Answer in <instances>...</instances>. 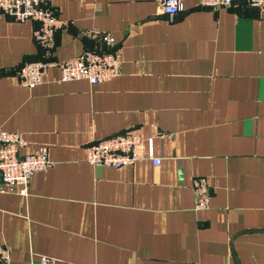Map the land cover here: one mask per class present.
<instances>
[{
  "label": "crops",
  "instance_id": "obj_1",
  "mask_svg": "<svg viewBox=\"0 0 264 264\" xmlns=\"http://www.w3.org/2000/svg\"><path fill=\"white\" fill-rule=\"evenodd\" d=\"M51 6L63 25L50 59H72L94 46L82 32L102 31L121 72L91 85L51 67L21 86L18 69L44 60L38 23L0 11V128L23 135L20 155L46 147L53 163L27 197L0 193L9 264H264V12L243 0H183L173 20L156 0ZM132 131L152 139L159 166L86 163V147ZM198 178L211 197L200 211Z\"/></svg>",
  "mask_w": 264,
  "mask_h": 264
},
{
  "label": "built area",
  "instance_id": "obj_2",
  "mask_svg": "<svg viewBox=\"0 0 264 264\" xmlns=\"http://www.w3.org/2000/svg\"><path fill=\"white\" fill-rule=\"evenodd\" d=\"M94 1V0H87ZM158 13L173 20L182 11L183 0H156ZM206 9L225 8L237 0H198ZM247 5L264 12V0H243ZM0 11L18 23L37 22L33 39L41 48L44 60L24 63L18 70L21 86L33 89L42 83L43 74L51 67L60 70V82L87 81L91 85L108 82L120 75L121 61L115 56L114 38L106 32L86 30L84 39L94 43V49H85L65 62L50 59L54 48V36L63 23L57 18L51 0H0ZM105 48L106 51H99ZM100 49V50H101ZM146 145V149L145 148ZM26 146L21 133L8 132L0 128V193L10 192L18 187V194L28 196L29 183L35 173L52 166L48 149L41 147L34 154L20 155ZM147 160L153 166L160 165L155 157L152 139L144 141L137 132L113 135L85 148V161L92 167L121 168ZM193 209L206 210L210 204V187L205 178H198L192 184ZM10 250L0 246V264H9ZM41 264H52L42 257Z\"/></svg>",
  "mask_w": 264,
  "mask_h": 264
},
{
  "label": "trees",
  "instance_id": "obj_3",
  "mask_svg": "<svg viewBox=\"0 0 264 264\" xmlns=\"http://www.w3.org/2000/svg\"><path fill=\"white\" fill-rule=\"evenodd\" d=\"M89 42H92V41H90L89 40ZM92 44L94 45V43L92 42ZM96 46L94 45L92 48H88V49H94ZM97 48V47H96ZM101 48H99V51H106L107 49H105V48H102L101 50H100ZM19 70V69H18Z\"/></svg>",
  "mask_w": 264,
  "mask_h": 264
}]
</instances>
